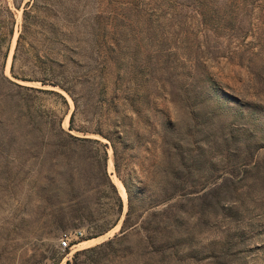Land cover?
<instances>
[{
    "label": "rangeland",
    "instance_id": "374dc122",
    "mask_svg": "<svg viewBox=\"0 0 264 264\" xmlns=\"http://www.w3.org/2000/svg\"><path fill=\"white\" fill-rule=\"evenodd\" d=\"M26 1L0 0V17L5 7L14 15L2 71L21 85L0 81L9 89L0 94V264H264V0ZM22 27L25 47L55 59L59 39L69 47L61 65L77 98L73 127L116 129L137 191L155 193L170 175L172 237L154 261L139 254L135 229L103 242L119 222L92 236L88 223L50 221L51 176L70 165L57 127L82 133L67 128L63 89L10 75ZM15 71L40 75L24 61ZM76 230L61 249L58 237Z\"/></svg>",
    "mask_w": 264,
    "mask_h": 264
},
{
    "label": "trees",
    "instance_id": "16d2710c",
    "mask_svg": "<svg viewBox=\"0 0 264 264\" xmlns=\"http://www.w3.org/2000/svg\"><path fill=\"white\" fill-rule=\"evenodd\" d=\"M26 5L32 6L33 0ZM26 9L22 10V14ZM0 17V81L21 86L12 81L2 71L5 50L13 32L14 15L5 7ZM23 27L18 31L12 48L9 73L19 79L38 80L40 83L55 85L63 89L71 98L73 107L69 113L67 128L80 131L82 135H74L68 130L62 129L58 124V130L65 134L64 145L66 151L64 157L70 165L66 170L53 171L48 191L51 194L50 200V221L54 222L57 228H66L88 223L94 227L92 236L103 234L112 226L119 222V227L111 237L103 242H110L119 235L124 234V239L130 234L129 229H135L140 239V252L147 262L154 261L156 257L167 251L172 237L173 211L169 200L172 197L173 182L167 173L162 176V183L157 187L155 193H145L137 191L132 179L127 171L120 167L116 143L121 135L116 129L103 128L96 125L91 128L73 127L72 117L77 108V98L62 77L64 67L61 65L62 59L67 55L66 46L62 39L59 51H52L61 59H55L49 51H40L33 45H23ZM69 48V47H68ZM72 50V49H68ZM24 61L36 66L38 76H26L15 71V63ZM107 83L103 82L100 89L105 92ZM44 92H50L60 97L65 104L64 95L55 89L37 88ZM114 86L111 87L112 97L115 93ZM9 89L0 91V94L7 93ZM109 102H112L110 99ZM109 106V105H108ZM113 112L116 109L113 108ZM116 124V123H115ZM99 135L107 140L111 148V162L115 176L121 182L125 192V206L123 198L112 181L107 170V142L100 140ZM55 154V153H54ZM56 155L51 156V160H56ZM68 168V169H67ZM171 173V172H170ZM169 174V173H168ZM161 203L164 206L155 209ZM124 209V210H123ZM146 213V217H143ZM98 222V223H97ZM91 236V235H90ZM90 236H87L89 238ZM146 262V263H147Z\"/></svg>",
    "mask_w": 264,
    "mask_h": 264
},
{
    "label": "built area",
    "instance_id": "2783aa9c",
    "mask_svg": "<svg viewBox=\"0 0 264 264\" xmlns=\"http://www.w3.org/2000/svg\"><path fill=\"white\" fill-rule=\"evenodd\" d=\"M80 234L79 230H76L73 234H70L69 232H63L57 239L58 246L63 249L64 247H67L69 245V241L71 237H75L76 235ZM36 264H44L43 262H38Z\"/></svg>",
    "mask_w": 264,
    "mask_h": 264
},
{
    "label": "bare ground",
    "instance_id": "6f19581e",
    "mask_svg": "<svg viewBox=\"0 0 264 264\" xmlns=\"http://www.w3.org/2000/svg\"><path fill=\"white\" fill-rule=\"evenodd\" d=\"M112 179H114V178H112ZM114 182H115V184L117 185V187H118L120 193H121L122 195H125V193H124V189H123V186L119 183V181H117V180L115 179ZM123 197H124V196H123Z\"/></svg>",
    "mask_w": 264,
    "mask_h": 264
},
{
    "label": "water",
    "instance_id": "95a60500",
    "mask_svg": "<svg viewBox=\"0 0 264 264\" xmlns=\"http://www.w3.org/2000/svg\"><path fill=\"white\" fill-rule=\"evenodd\" d=\"M124 189V188H123ZM125 193V192H124Z\"/></svg>",
    "mask_w": 264,
    "mask_h": 264
}]
</instances>
